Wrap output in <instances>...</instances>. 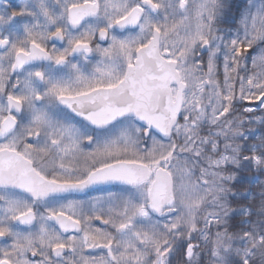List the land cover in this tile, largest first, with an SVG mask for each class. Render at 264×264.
<instances>
[{"label":"flooded vegetation","instance_id":"1","mask_svg":"<svg viewBox=\"0 0 264 264\" xmlns=\"http://www.w3.org/2000/svg\"><path fill=\"white\" fill-rule=\"evenodd\" d=\"M163 10L160 0H0V264H127L131 194L147 191V208L163 168L133 159L132 127L141 153L158 136L132 117V97L163 60L181 75ZM156 31L147 71L139 52ZM124 163L151 177L118 183L111 167Z\"/></svg>","mask_w":264,"mask_h":264},{"label":"rangeland","instance_id":"2","mask_svg":"<svg viewBox=\"0 0 264 264\" xmlns=\"http://www.w3.org/2000/svg\"><path fill=\"white\" fill-rule=\"evenodd\" d=\"M230 1L160 0L164 44L179 60L190 90L172 138L152 137L141 153L142 133L132 127V149L133 159L152 168L170 164L176 213L156 220L145 206L147 191L132 192V219H138L123 233L127 264H169L168 254L172 263L185 257L191 263L201 253L213 264L225 258L248 262L264 245V238L250 234L209 239V229L226 217L247 214L234 204L250 193L233 186L253 184L261 159L257 141L264 119L257 113L264 108V0H238L244 2L241 8L228 10ZM203 45H209L205 54ZM210 244L217 249L213 255Z\"/></svg>","mask_w":264,"mask_h":264},{"label":"water","instance_id":"3","mask_svg":"<svg viewBox=\"0 0 264 264\" xmlns=\"http://www.w3.org/2000/svg\"><path fill=\"white\" fill-rule=\"evenodd\" d=\"M132 16H129L128 20ZM138 21V19H137ZM131 26V25H130ZM134 27V26H132ZM160 33L155 32L154 38L151 43L139 52V61L144 64L143 69L149 70V65L152 63L149 57L150 52H159ZM209 50V45H203L201 53L205 54ZM163 69L156 71L154 78L151 73L145 74L142 81V94L132 100L137 103H132V117L144 127H147L146 136L154 133L161 139L168 141L172 138L175 127L178 125L184 107V92L186 84L183 83L181 75L177 70L175 62H168L163 60ZM159 68V67H158ZM153 85H162V89L155 90ZM178 86V94L174 98L171 92V86ZM115 169L116 173H120V181L118 183L126 184L130 187H135L145 182L151 177V171L148 166L137 163H124L117 164L111 167ZM169 166L164 169L160 168L155 173V178L149 192L147 208L150 214L157 218H165L175 215V197L173 179L168 171ZM167 210L166 213H162Z\"/></svg>","mask_w":264,"mask_h":264},{"label":"trees","instance_id":"4","mask_svg":"<svg viewBox=\"0 0 264 264\" xmlns=\"http://www.w3.org/2000/svg\"><path fill=\"white\" fill-rule=\"evenodd\" d=\"M243 3L244 2L242 1L231 0L228 3L229 5H227L229 7L228 10H230L231 8L236 9V7L239 9L243 5ZM227 12H229L227 14L229 20L230 11ZM228 20L227 18L226 20H224V22L226 23L224 24L225 27H228L229 25ZM257 115H259L260 118L264 119V108L259 109ZM232 116L233 115L231 113L226 118L229 119ZM257 145V155L261 158L260 167L256 172V177L258 179H256V181L251 185L238 182L233 186V188H237V191L239 192L249 191L250 194L248 197H244L234 204V206H237V208H246L247 214L242 216L235 215L233 217H226L217 227H211L209 229L210 240H220L222 238L225 241L230 238L237 237L241 234H250L252 236H255L257 239L264 238V123L259 126V140L257 141ZM192 243L195 244V242L189 241L190 245ZM208 247L212 255L217 251V249H214L212 244H210ZM201 254L197 258V262L192 261L191 263L185 261L186 257L183 260H180L179 263H172V261L170 260L171 254H168V256L166 255L165 257L167 261L169 260V264H213L208 257H205L203 254ZM218 264H264V245L248 262L239 261L236 258H225Z\"/></svg>","mask_w":264,"mask_h":264}]
</instances>
